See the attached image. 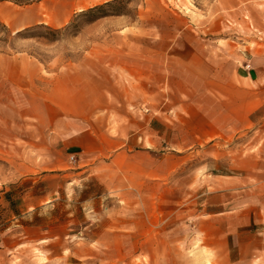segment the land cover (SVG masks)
I'll use <instances>...</instances> for the list:
<instances>
[{
	"label": "rangeland",
	"instance_id": "1",
	"mask_svg": "<svg viewBox=\"0 0 264 264\" xmlns=\"http://www.w3.org/2000/svg\"><path fill=\"white\" fill-rule=\"evenodd\" d=\"M166 43L202 48L205 56L188 65L200 69L203 81L216 67L226 79L247 76L244 66L255 59V81H242L256 89L257 108L244 129L177 151L165 176L129 184L122 175L112 190L92 178L86 188L66 186L56 200L62 208L75 211L80 198H89L88 209L99 206L83 239L73 235L69 264H264V0H0V198L25 208L23 197L46 192V176L63 166L58 119L73 106L54 104L70 96L56 84L61 77L77 72L82 97L100 78L95 86L109 102L97 113L108 115L113 129L154 125L149 117L164 113L148 90L151 74L136 76L125 59ZM114 57L125 59L112 63ZM103 67L112 71L113 94L102 86ZM112 99L128 117L111 111ZM175 108L173 119L183 123L187 115ZM47 259L28 242L0 251V264Z\"/></svg>",
	"mask_w": 264,
	"mask_h": 264
},
{
	"label": "crops",
	"instance_id": "2",
	"mask_svg": "<svg viewBox=\"0 0 264 264\" xmlns=\"http://www.w3.org/2000/svg\"><path fill=\"white\" fill-rule=\"evenodd\" d=\"M133 54L126 59L114 57L111 61L124 62L125 59L128 64L133 62L136 76L144 75L145 72L146 75L151 74L152 82L148 90L158 95L157 108L164 115L149 117L154 125L144 122L138 128H133L124 123L113 129L109 116L99 119L97 113L109 102L105 95L102 103L100 91L95 86L100 78L94 76V91L88 97H82V84L77 72L66 79H57V86L66 89V94L70 96L67 102L62 103L58 99L54 104L59 110L60 107L73 106L71 110L61 109L63 115L58 119L60 150L66 159L61 161V168H52L51 174L46 176L45 194L42 191L33 192L28 202V196L23 197L25 208L16 204V201L14 203V199H7L6 196L0 198V251L3 254L18 251L28 242L48 257V261L39 264H69L71 256L65 252L74 248L73 235L83 239V234H87L84 231L88 227L91 210H97L99 206L88 209L85 203L89 198L79 197L75 211L70 204L63 203L62 208L56 200L60 199L66 186L73 184L78 188H86V181L92 178L107 190H112L116 186L114 180L122 175L129 184H133L135 178H142L141 182L147 183L144 176L167 174L171 168L168 164L180 156L177 152L180 149L200 143L201 140L227 136L228 133L244 129L250 123L251 114L259 102L257 91L250 82L256 79L252 72L258 70L255 59H249L244 66L248 71L247 76L238 73L236 77L233 75L231 79H226L222 68L216 67L211 73L207 69L203 81L200 69H190L188 65L190 60L196 62L205 56L201 47L188 43L177 46L166 43L151 46L149 51L139 49ZM102 71V86L110 89L113 94L112 71L106 67ZM249 78L251 80L247 83L242 81ZM141 85L144 87L143 80ZM121 100L117 99L118 102ZM110 103L112 105L109 108L111 111L116 110L119 117L129 116L126 108L113 104V99ZM174 106L187 115L183 123L173 119V111L176 110ZM148 133L152 135L155 148L154 145H147ZM167 133H170V138L167 146H164ZM155 149L168 152L159 154L155 153ZM72 155L76 158L71 159V163L69 156ZM62 199L63 202L67 201L65 194ZM54 251L53 255H49Z\"/></svg>",
	"mask_w": 264,
	"mask_h": 264
},
{
	"label": "trees",
	"instance_id": "3",
	"mask_svg": "<svg viewBox=\"0 0 264 264\" xmlns=\"http://www.w3.org/2000/svg\"><path fill=\"white\" fill-rule=\"evenodd\" d=\"M103 7V5H98V6H96V7H94V8H90V9H88L87 10V12H93V11H95V10H98V8H102ZM99 17V16H98ZM97 17V18H98Z\"/></svg>",
	"mask_w": 264,
	"mask_h": 264
},
{
	"label": "built area",
	"instance_id": "4",
	"mask_svg": "<svg viewBox=\"0 0 264 264\" xmlns=\"http://www.w3.org/2000/svg\"><path fill=\"white\" fill-rule=\"evenodd\" d=\"M76 157H75V155L72 157V159L74 160Z\"/></svg>",
	"mask_w": 264,
	"mask_h": 264
}]
</instances>
